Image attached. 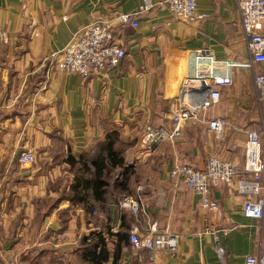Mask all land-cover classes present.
Wrapping results in <instances>:
<instances>
[{
	"label": "crops",
	"instance_id": "crops-1",
	"mask_svg": "<svg viewBox=\"0 0 264 264\" xmlns=\"http://www.w3.org/2000/svg\"><path fill=\"white\" fill-rule=\"evenodd\" d=\"M141 2L0 0V247L7 256L1 264L10 258L23 264H86L79 240L96 235L105 238L110 251L100 264H144L150 252L131 250L129 227L136 223L144 234L153 221L159 230L180 236L175 253L156 252L158 264H245L247 255L264 250V227L243 215V198L232 186H210L218 206L212 211L168 175L175 160L202 168L212 154L242 159L244 130L264 121V98L256 99L250 69L235 68L232 85L217 86L219 102L199 120L184 122L177 140L159 142L152 151L139 144L147 124L172 129L192 51L206 49L235 62L246 59L233 0H195L196 10L205 14L196 21L154 6L137 16V27L115 26L114 39L123 46L124 57L88 77L52 65L80 28L115 10L134 12ZM254 68L264 71V63ZM8 97L14 98L12 104H6ZM213 117L226 121L221 139L207 130ZM114 130L132 143L125 161L140 173L134 194L142 206L134 220L129 216L127 221L123 213L130 212L115 201L87 211L67 196L77 167L68 157L94 152ZM23 150L33 152L36 162L19 164ZM117 232L118 238L112 235Z\"/></svg>",
	"mask_w": 264,
	"mask_h": 264
},
{
	"label": "built area",
	"instance_id": "built-area-1",
	"mask_svg": "<svg viewBox=\"0 0 264 264\" xmlns=\"http://www.w3.org/2000/svg\"><path fill=\"white\" fill-rule=\"evenodd\" d=\"M238 13L244 47L247 53L243 62L230 59H218L206 49L192 51L187 59L186 73L180 82V99L174 107L171 130L147 124L144 126L139 144L147 151L154 145L168 140H177L182 133L184 122L197 121L213 105L220 100L217 86H230L233 83V72L237 67L251 70L252 82L258 102L264 98V71L256 72L255 64L264 63V0H233ZM185 18L200 20L205 14L196 10L195 0H142L134 12L124 13L113 11L107 16L98 17L76 32L66 45L55 55L53 67L64 73H75L88 77L109 67L116 66L124 57L125 50L121 43L114 39V27L117 25L138 26L137 16L152 7ZM206 88V89H204ZM14 98L8 97L6 104H12ZM226 121L213 117L207 121V130L216 139L223 137ZM243 157L223 159L218 155H209L202 168H194L187 163L175 160L168 171L172 179L180 180L195 194L200 196L201 206L215 211L217 203L210 194V186L225 183L232 186L243 198L242 213L245 217L260 221L264 227V121L260 127H250L243 132ZM236 148L231 146V150ZM19 164H33L36 156L29 150L17 155ZM142 186L138 185L137 191ZM119 209L129 211L138 216L141 211V198L137 194H124L117 201ZM99 218L105 219L104 213L93 209ZM1 231V228H0ZM179 235L166 230H159L157 222L149 224L146 233L140 234L138 226L133 223L129 231L131 250L138 253L147 250L144 264H158L156 252L168 251L175 253L179 244ZM217 238V236H216ZM217 253L223 262V249L217 247ZM7 258L6 252L0 247V260ZM6 264H23L15 258L7 259ZM245 264H264V250L257 254L247 255Z\"/></svg>",
	"mask_w": 264,
	"mask_h": 264
},
{
	"label": "trees",
	"instance_id": "trees-1",
	"mask_svg": "<svg viewBox=\"0 0 264 264\" xmlns=\"http://www.w3.org/2000/svg\"><path fill=\"white\" fill-rule=\"evenodd\" d=\"M131 145L132 143L124 141L120 133L114 130L106 134L94 152L82 154L77 159L70 155L69 163L73 166L77 164L68 187L67 196L70 203L80 205L89 211L98 204L103 206L110 201L117 202L124 194L134 195L140 173L138 168L129 166L125 161ZM123 216L127 221L129 216L130 220H134L131 213L124 212ZM112 235L118 238L119 232ZM121 235L126 241L127 234L122 232ZM79 249L80 257L86 264H100L110 256L106 240L101 235H96L92 239L89 236H82L79 240Z\"/></svg>",
	"mask_w": 264,
	"mask_h": 264
},
{
	"label": "water",
	"instance_id": "water-1",
	"mask_svg": "<svg viewBox=\"0 0 264 264\" xmlns=\"http://www.w3.org/2000/svg\"><path fill=\"white\" fill-rule=\"evenodd\" d=\"M204 89H206V88H204ZM0 264H1V260H0Z\"/></svg>",
	"mask_w": 264,
	"mask_h": 264
},
{
	"label": "rangeland",
	"instance_id": "rangeland-1",
	"mask_svg": "<svg viewBox=\"0 0 264 264\" xmlns=\"http://www.w3.org/2000/svg\"><path fill=\"white\" fill-rule=\"evenodd\" d=\"M243 143H244V139H243Z\"/></svg>",
	"mask_w": 264,
	"mask_h": 264
}]
</instances>
